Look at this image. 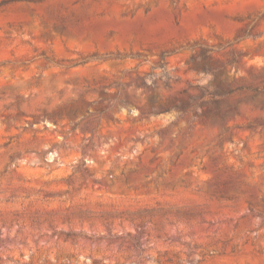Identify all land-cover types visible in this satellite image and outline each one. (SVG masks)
Listing matches in <instances>:
<instances>
[{
    "label": "rangeland",
    "instance_id": "1",
    "mask_svg": "<svg viewBox=\"0 0 264 264\" xmlns=\"http://www.w3.org/2000/svg\"><path fill=\"white\" fill-rule=\"evenodd\" d=\"M0 264H264V0H0Z\"/></svg>",
    "mask_w": 264,
    "mask_h": 264
}]
</instances>
